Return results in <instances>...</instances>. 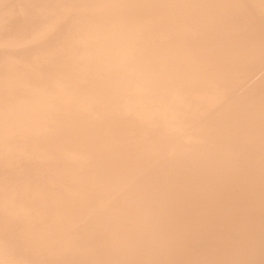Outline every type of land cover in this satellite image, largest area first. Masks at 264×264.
<instances>
[{"label": "bare ground", "instance_id": "obj_1", "mask_svg": "<svg viewBox=\"0 0 264 264\" xmlns=\"http://www.w3.org/2000/svg\"><path fill=\"white\" fill-rule=\"evenodd\" d=\"M0 264H264V0H0Z\"/></svg>", "mask_w": 264, "mask_h": 264}]
</instances>
